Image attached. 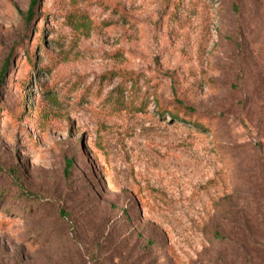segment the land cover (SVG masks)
<instances>
[{
	"label": "rangeland",
	"instance_id": "1",
	"mask_svg": "<svg viewBox=\"0 0 264 264\" xmlns=\"http://www.w3.org/2000/svg\"><path fill=\"white\" fill-rule=\"evenodd\" d=\"M30 2L0 0V264H264V0Z\"/></svg>",
	"mask_w": 264,
	"mask_h": 264
},
{
	"label": "trees",
	"instance_id": "2",
	"mask_svg": "<svg viewBox=\"0 0 264 264\" xmlns=\"http://www.w3.org/2000/svg\"><path fill=\"white\" fill-rule=\"evenodd\" d=\"M39 5L40 0H31L30 5L25 13H21L22 22L26 27L32 26L35 18L39 14ZM38 44H43V40L38 39ZM10 56L6 57L3 65L0 68V86L4 80V76L8 70V67L10 65ZM158 114L168 115L171 120L181 122V123H191L193 121L192 115L196 112L192 107L182 103V102H176L172 108H165L162 106H157ZM195 124H193L194 127H196L199 130L206 131L211 130V126L209 124H206L202 122L200 119H195ZM73 163L72 160L66 161V167H65V176H68L69 169L72 167ZM16 189L19 193V196L26 200L28 203H40L39 198L36 194L25 190V187L22 183L19 181L15 184ZM62 218L66 216V213L63 210L59 211ZM212 236L216 239H219L221 241L224 240V235H222L219 230H211L210 232ZM91 258L94 260V253L92 252L90 254Z\"/></svg>",
	"mask_w": 264,
	"mask_h": 264
}]
</instances>
